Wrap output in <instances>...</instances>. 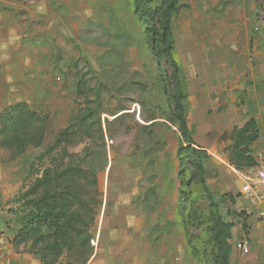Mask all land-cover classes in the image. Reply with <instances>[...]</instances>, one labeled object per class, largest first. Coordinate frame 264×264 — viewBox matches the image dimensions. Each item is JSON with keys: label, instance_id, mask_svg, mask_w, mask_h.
<instances>
[{"label": "rangeland", "instance_id": "1", "mask_svg": "<svg viewBox=\"0 0 264 264\" xmlns=\"http://www.w3.org/2000/svg\"><path fill=\"white\" fill-rule=\"evenodd\" d=\"M138 1L140 12L148 15L155 14L162 2L0 0V32L10 34L0 38V50L6 53L0 65V114L26 105L40 116L35 126L42 141L21 153L3 143L14 133L0 123V221L12 235L24 236L31 212L26 202L36 198L27 194L37 172L77 165L98 172L103 197L97 216L112 185H137L130 210L150 228L156 262L164 258L179 264L175 257L186 253L188 264H218L209 202L194 184L181 187L182 181L191 180L194 168H187L180 179V133L167 121L175 89L171 69L164 58L155 57L152 47L158 37L150 21L136 13ZM180 2L174 25L176 51L188 81L189 124L202 147L194 136L193 108L203 94H210L206 84L216 81L210 61L218 59L210 60L213 53L234 46L236 55L245 58L235 63L245 66L241 72L233 65V77L246 73L250 80L255 69L260 79L249 83L264 85V0ZM202 62L208 65L203 67ZM231 94L243 105L246 91L234 89ZM203 149L210 156L206 181L221 217L229 222L239 216L231 264H264V212L247 207L238 197V176L228 167L222 171L221 162ZM183 158L186 164L192 159L189 154ZM181 191L192 194L183 200ZM241 222L246 226L241 228ZM252 230L257 234L251 239ZM180 234L183 241L178 244L175 237ZM34 238L21 245L24 250L32 248ZM73 260L65 250L47 264H76Z\"/></svg>", "mask_w": 264, "mask_h": 264}, {"label": "trees", "instance_id": "2", "mask_svg": "<svg viewBox=\"0 0 264 264\" xmlns=\"http://www.w3.org/2000/svg\"><path fill=\"white\" fill-rule=\"evenodd\" d=\"M154 1L146 0L145 4L153 5ZM140 7L141 3L138 1L136 13H141L145 20L150 21L151 29L158 37V43L154 42L152 47L155 57L157 61L164 58L171 69L175 89L170 95L167 121L180 133L177 154L180 179L184 177L187 168H194L191 180L187 183L182 181L181 187L192 188L194 184L195 188L205 195L210 205V223L213 225L212 234L216 245L214 260L218 264H231L233 224L226 222L220 215L219 205L206 181L210 171V156L203 147L196 144L188 119V81L177 56L174 32L182 4L180 0H162L160 7H156L155 14L151 12L149 15L144 10L140 12ZM158 67H161L160 64ZM8 110L11 111V108ZM7 111L0 114V123L5 131L13 128L14 134L5 138L4 144L14 145L22 153L27 147L42 142L35 126L36 119L40 117L38 114L29 111L26 105L18 106L10 113ZM151 123L154 124V121ZM259 138L260 130L254 119L243 128H235L232 131V144L226 151L229 164L236 171H244L254 166L253 146ZM187 154L192 157L188 164L183 158ZM37 173L35 184L27 194L35 195L36 198L26 202L31 209L26 233L24 236H15L14 242L19 247L35 237L34 244L28 251L38 256L43 264H47L51 259L56 261L65 250L74 255V263L87 264L94 253L91 232L95 226L97 208L100 207L97 205L102 203L103 197L99 189L98 172L68 164L52 169L41 168ZM191 194L181 191V199L184 200V196Z\"/></svg>", "mask_w": 264, "mask_h": 264}, {"label": "crops", "instance_id": "3", "mask_svg": "<svg viewBox=\"0 0 264 264\" xmlns=\"http://www.w3.org/2000/svg\"><path fill=\"white\" fill-rule=\"evenodd\" d=\"M2 36L8 37L10 34L3 31L0 32V38ZM2 41L0 39V45ZM235 51L234 46L229 47L225 51L213 53L210 58V60L218 59L214 62L210 61L212 69L216 71L214 73L216 81L206 84L211 89L210 94H203L201 99L195 102L193 130L197 143L207 148L213 157L221 162L222 171L227 172L226 167H228L234 175H237L236 170L229 164L226 152V149L232 144L230 137L235 128H243L251 119H254L260 130V138L254 144L253 150L254 152L264 150V85L257 86L249 83V81L253 83L260 79L256 75L255 69H252L249 75L250 80H246V73L236 78L233 77L234 68L237 67L243 72L245 66L244 64L235 63L237 59H245L243 55L238 57L236 53L239 52ZM0 55L1 65L4 64L2 57L6 56L5 50H0ZM206 59L209 58L204 60ZM244 63L246 64V61ZM206 65L208 64L202 62L203 67H206ZM199 66L201 65L199 64ZM201 71L203 73V70ZM245 84H249V86ZM234 89L247 92L243 105L238 104L236 97L232 96L231 93ZM212 96L217 98L211 99ZM236 181H239V179ZM114 185H112L111 190L105 191V201L98 212L97 226L94 232L92 231L94 253L87 264H171L170 260L167 262L164 258H161L160 262H156L157 254L153 239L150 238V228L147 227L142 217L135 215L130 210L133 196L139 190L137 185L131 183L123 188L117 184ZM221 190L222 193H225V190ZM238 206V204L233 205L234 211H238ZM247 207L254 210L260 209L264 212V206L252 207L247 205ZM242 213H240V216L244 217L245 214L241 215ZM238 218L239 216H237V220L229 221L233 224L231 244L236 239ZM240 224L241 228L246 226L244 222ZM261 228L259 227V229ZM256 234L252 230L249 237ZM15 236L9 232L7 225L0 221V246L4 249L11 264H43L35 254L24 250L22 246L17 247L14 242ZM182 241V234H180V237H175V242L178 244H181ZM175 258H178L179 264H188L186 253L183 258L181 255ZM173 264H175V261Z\"/></svg>", "mask_w": 264, "mask_h": 264}, {"label": "built area", "instance_id": "4", "mask_svg": "<svg viewBox=\"0 0 264 264\" xmlns=\"http://www.w3.org/2000/svg\"><path fill=\"white\" fill-rule=\"evenodd\" d=\"M254 166L236 171L241 182L238 197L252 207L264 206V150L254 152ZM0 264H11L4 249L0 246Z\"/></svg>", "mask_w": 264, "mask_h": 264}]
</instances>
